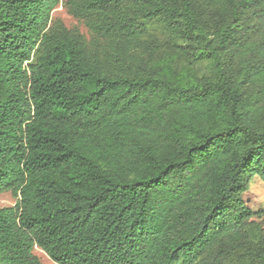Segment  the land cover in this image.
<instances>
[{
  "label": "trees",
  "instance_id": "16d2710c",
  "mask_svg": "<svg viewBox=\"0 0 264 264\" xmlns=\"http://www.w3.org/2000/svg\"><path fill=\"white\" fill-rule=\"evenodd\" d=\"M60 1L0 0V193L16 197L0 208V264H42L35 247L56 264L235 248L264 215L248 185L264 181V122L241 91L264 84V0H65L90 41L51 23ZM253 6L263 61L234 80L225 55ZM206 12L221 26L200 50L213 78L157 63L147 23L187 42Z\"/></svg>",
  "mask_w": 264,
  "mask_h": 264
},
{
  "label": "rangeland",
  "instance_id": "374dc122",
  "mask_svg": "<svg viewBox=\"0 0 264 264\" xmlns=\"http://www.w3.org/2000/svg\"><path fill=\"white\" fill-rule=\"evenodd\" d=\"M194 5L201 9L202 0H194ZM256 10L257 8L253 6L242 14L244 26L239 34V40L225 55L226 65L234 80L243 78L246 65L255 67L263 61L255 51L260 39ZM210 14L206 12L202 18L205 21L202 26L203 38H193L187 42L171 36L159 23H147L153 38L160 43L155 61L163 64L165 60H171L176 73L191 80L213 78L210 60L200 55V50L205 48V41L212 42L216 37V31L221 30L219 16L211 12ZM55 21H60L68 29L76 30L87 41L93 37L85 22L68 12L65 0H61L51 12V23ZM260 83L262 82L253 79L242 84L241 91L244 103L264 122V84ZM248 185L251 195L260 202L264 210V181L258 176H253ZM15 201L16 197L10 191L0 193V208L13 206ZM34 253L42 264H56L39 248L35 247ZM198 264H264V215L244 227L243 236L235 248L223 251L215 248Z\"/></svg>",
  "mask_w": 264,
  "mask_h": 264
}]
</instances>
